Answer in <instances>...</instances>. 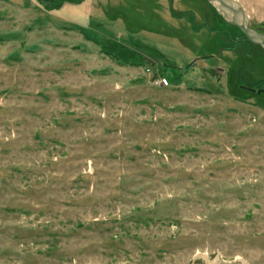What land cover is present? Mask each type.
<instances>
[{
  "label": "rangeland",
  "instance_id": "374dc122",
  "mask_svg": "<svg viewBox=\"0 0 264 264\" xmlns=\"http://www.w3.org/2000/svg\"><path fill=\"white\" fill-rule=\"evenodd\" d=\"M215 11L0 0V264H264V50Z\"/></svg>",
  "mask_w": 264,
  "mask_h": 264
},
{
  "label": "water",
  "instance_id": "95a60500",
  "mask_svg": "<svg viewBox=\"0 0 264 264\" xmlns=\"http://www.w3.org/2000/svg\"><path fill=\"white\" fill-rule=\"evenodd\" d=\"M206 1L216 10L226 23L238 28L247 41L260 46L264 50V33L251 27L250 16L238 0ZM244 88L253 92L256 91L252 88ZM257 93H264V89H259Z\"/></svg>",
  "mask_w": 264,
  "mask_h": 264
},
{
  "label": "built area",
  "instance_id": "2783aa9c",
  "mask_svg": "<svg viewBox=\"0 0 264 264\" xmlns=\"http://www.w3.org/2000/svg\"><path fill=\"white\" fill-rule=\"evenodd\" d=\"M149 71V70H148ZM153 85L157 86V87H161V88H164V87H168L171 85L170 83V80L164 76V75H160V74H155L153 76Z\"/></svg>",
  "mask_w": 264,
  "mask_h": 264
},
{
  "label": "bare ground",
  "instance_id": "6f19581e",
  "mask_svg": "<svg viewBox=\"0 0 264 264\" xmlns=\"http://www.w3.org/2000/svg\"><path fill=\"white\" fill-rule=\"evenodd\" d=\"M197 256H199V257H205L206 258V255L198 254Z\"/></svg>",
  "mask_w": 264,
  "mask_h": 264
},
{
  "label": "trees",
  "instance_id": "16d2710c",
  "mask_svg": "<svg viewBox=\"0 0 264 264\" xmlns=\"http://www.w3.org/2000/svg\"><path fill=\"white\" fill-rule=\"evenodd\" d=\"M212 9L215 10L213 7H212ZM215 12H216V11H215ZM221 18H222V17H221ZM243 36H244V35H243ZM244 39H245V37H244ZM245 40H246V39H245Z\"/></svg>",
  "mask_w": 264,
  "mask_h": 264
},
{
  "label": "crops",
  "instance_id": "0c3cea01",
  "mask_svg": "<svg viewBox=\"0 0 264 264\" xmlns=\"http://www.w3.org/2000/svg\"><path fill=\"white\" fill-rule=\"evenodd\" d=\"M210 5V4H209Z\"/></svg>",
  "mask_w": 264,
  "mask_h": 264
}]
</instances>
